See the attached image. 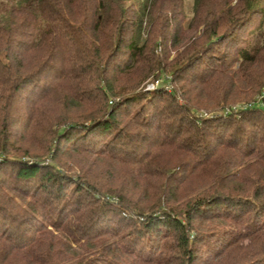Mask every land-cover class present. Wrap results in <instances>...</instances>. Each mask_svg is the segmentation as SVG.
<instances>
[{
	"label": "trees",
	"instance_id": "trees-1",
	"mask_svg": "<svg viewBox=\"0 0 264 264\" xmlns=\"http://www.w3.org/2000/svg\"><path fill=\"white\" fill-rule=\"evenodd\" d=\"M261 64L264 0H0V264H264Z\"/></svg>",
	"mask_w": 264,
	"mask_h": 264
},
{
	"label": "rangeland",
	"instance_id": "rangeland-1",
	"mask_svg": "<svg viewBox=\"0 0 264 264\" xmlns=\"http://www.w3.org/2000/svg\"><path fill=\"white\" fill-rule=\"evenodd\" d=\"M185 10H186V13H187V17L188 19L191 18L192 16V10H193V0H185ZM183 47L180 48V52L183 51ZM179 52V53H180ZM177 53H178V50H173V51H170V55L172 57V59H175L177 57ZM240 67V63L237 64L235 66V69H238ZM133 78H126L125 79H122L123 81H121L119 85H122L123 82L124 83H127V82H133L134 80L136 79H133ZM261 82L264 83V65L261 64ZM100 81H99V85H100ZM159 85H164V89L166 91H170L174 88V82L172 80H168V82L164 81V80H159V81H155L153 80L152 81V78L150 80H148L147 82H145L144 84L141 85V87L139 88V90H143L144 92H151V91H154L156 90V88L159 86ZM263 89L261 88V98H259L260 96H257L254 98V101H251V105L254 104L255 102H258V100L262 99L263 98ZM125 94H130L129 92H126ZM177 96L179 97L180 99V96H181V93L179 92V94H177ZM122 97V96H120ZM112 100V99H110ZM182 104H184L183 101H181ZM233 106H236L234 107V112H236L235 109L239 110L241 108H245L247 105H249L250 103H247L245 101H241V102H235V103H231ZM228 105V104H227ZM250 105V106H251ZM224 107V105H220L219 108H214L212 110H215L213 112H216L217 114H222L221 112V109ZM228 111H231V110H228ZM233 111V110H232ZM83 110H80L78 113H82ZM135 112V111H134ZM77 113V112H76ZM204 115L206 116V118H211V116L208 114H206L204 112ZM91 123H87L86 125H90ZM97 141H102L101 138ZM82 145V144H81ZM99 145L100 147H105L106 145L102 144L101 142H99ZM98 145V146H99ZM97 146V150L99 149V147ZM99 155V154H98ZM91 159V157H90ZM90 159H87V160H90ZM58 163L65 169V171L68 172V174H71L72 176H74V174H77L79 175L81 173V167H79V165H77V163L71 159V158H62L58 161ZM180 162H175L174 163V166L172 168H177V166L179 165ZM89 168L90 172L86 175V177L89 179V180H92L94 177H97L99 178V168H91L90 167H87ZM173 169V170H174ZM84 174V173H83ZM85 175V174H84ZM171 177V178H170ZM184 176L182 174H179L178 171L176 170L171 176H168V178L166 179V182L169 183L172 187L177 185L178 182H180V180L183 178ZM164 181V180H163ZM178 181V182H177ZM202 184H205L204 181L200 180V179H197L196 177L193 178V180L191 181V184L188 186V188H186V193L185 195L187 196L186 199L188 198H192L193 196L197 195L198 193L204 191L207 187L205 186H202ZM9 196L13 195L15 197V201L16 202H20L19 199L14 195V194H9ZM12 197V196H11ZM13 197V198H14ZM97 198H99V195H96ZM23 208L26 206L25 203H23Z\"/></svg>",
	"mask_w": 264,
	"mask_h": 264
}]
</instances>
